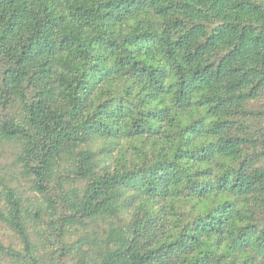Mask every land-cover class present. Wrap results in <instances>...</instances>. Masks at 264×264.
<instances>
[{"label":"trees","instance_id":"trees-1","mask_svg":"<svg viewBox=\"0 0 264 264\" xmlns=\"http://www.w3.org/2000/svg\"><path fill=\"white\" fill-rule=\"evenodd\" d=\"M0 264H264V0H0Z\"/></svg>","mask_w":264,"mask_h":264}]
</instances>
